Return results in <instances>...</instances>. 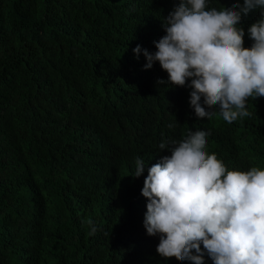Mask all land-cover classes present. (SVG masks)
Wrapping results in <instances>:
<instances>
[{
  "label": "trees",
  "instance_id": "16d2710c",
  "mask_svg": "<svg viewBox=\"0 0 264 264\" xmlns=\"http://www.w3.org/2000/svg\"><path fill=\"white\" fill-rule=\"evenodd\" d=\"M177 3L0 0V264H189L160 257L143 226L147 169L170 155L160 143L203 130L229 170L264 169V98L231 124L200 120L189 87L158 84V62L144 70ZM259 18L242 16L245 47Z\"/></svg>",
  "mask_w": 264,
  "mask_h": 264
},
{
  "label": "clouds",
  "instance_id": "9594fccd",
  "mask_svg": "<svg viewBox=\"0 0 264 264\" xmlns=\"http://www.w3.org/2000/svg\"><path fill=\"white\" fill-rule=\"evenodd\" d=\"M209 3L178 0L156 51L143 50L144 70L158 62L168 74L158 84L189 87L197 119L218 114L231 124L251 115L249 98H264V0H243V6L235 0L219 9ZM256 9L260 18L247 29L253 43L245 47L242 16ZM141 51L133 49L137 58ZM208 136L190 131L170 148L160 143L170 155L147 169L141 190L148 201L146 233L159 237L156 252L165 260L205 264L207 256L212 264H264V169L229 170L206 151ZM135 164L132 177L139 178L146 164L139 157ZM86 223L95 234L93 221Z\"/></svg>",
  "mask_w": 264,
  "mask_h": 264
}]
</instances>
